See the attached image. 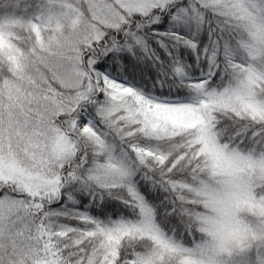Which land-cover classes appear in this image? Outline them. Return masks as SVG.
<instances>
[{"label":"snow or ice","instance_id":"6c2138e0","mask_svg":"<svg viewBox=\"0 0 264 264\" xmlns=\"http://www.w3.org/2000/svg\"><path fill=\"white\" fill-rule=\"evenodd\" d=\"M0 264H264V0H0Z\"/></svg>","mask_w":264,"mask_h":264}]
</instances>
